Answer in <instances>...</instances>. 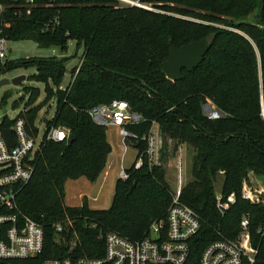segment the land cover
<instances>
[{"label": "trees", "instance_id": "trees-1", "mask_svg": "<svg viewBox=\"0 0 264 264\" xmlns=\"http://www.w3.org/2000/svg\"><path fill=\"white\" fill-rule=\"evenodd\" d=\"M146 2L163 13L121 7L117 0H57L53 8L41 3L30 16L5 20L11 27L3 36L10 42L33 41L42 49L56 47L65 53L74 41L76 54L82 48L83 55L79 73L74 77L77 66L65 89L61 85L71 57L0 61V77L19 68L35 69L30 80L45 86L47 98L38 106L40 90L25 88L26 107L17 118L25 120L28 133L38 135V114L55 98L56 112L46 123V133L67 128L74 135L72 141L44 139L33 162V176L17 194L19 218L43 226L42 252L0 264L98 258L104 254L108 233L141 241L152 223L166 218L172 189L165 169H150L147 160L142 169L129 170V180H117L108 210H92L86 198L80 207L66 204L68 181L96 182L106 173L113 147L108 129L96 125L89 111L115 100L129 103L145 119L128 127L138 136L132 146L139 152L147 149L142 139L150 134L153 122L175 143V150L179 145L193 150L192 179L180 200L197 213L202 230L191 243L188 264H200L209 243L236 239L245 215L258 264H264V204L241 197L243 181L250 180V174L264 179V0ZM167 2L175 6L160 5ZM2 24L0 17V28ZM213 34V45L193 71L184 70L176 82L166 77L162 65L169 57L170 41L180 48ZM207 101L222 114L220 119L204 114ZM12 124L8 117L3 119V127ZM220 181L224 198L236 195V204L225 216L216 209ZM68 221V231L58 235L54 225Z\"/></svg>", "mask_w": 264, "mask_h": 264}, {"label": "built area", "instance_id": "built-area-1", "mask_svg": "<svg viewBox=\"0 0 264 264\" xmlns=\"http://www.w3.org/2000/svg\"><path fill=\"white\" fill-rule=\"evenodd\" d=\"M121 7L144 9L151 12L163 13L147 3L146 0H117ZM41 3L47 8L57 5V0H0V61H8L7 37L3 36L4 29L11 24L5 20L9 17H25L32 15ZM199 22V21H198ZM57 23V19L54 20ZM221 29L227 27L216 25ZM47 26L45 30H48ZM79 64L74 77L79 73ZM204 114L211 120L220 119L219 113L210 101L203 106ZM93 122L108 130L115 129L120 139V157L118 180L127 181L131 177L129 170L138 171L143 168L145 160L150 169L155 166L164 168L165 159L172 157L177 171L176 187L172 189V200L166 218L152 223L145 238L133 242L122 235L110 232L104 237L105 251L98 258H79L64 260H48L43 264H188L191 255V243L202 230V222L197 213L182 204L180 198L185 187L183 180V147L175 150V143L167 139L159 125L153 122L150 134L142 140L147 142V149L139 152L132 146V140L138 136L129 131L128 127L139 125L145 119L133 111L129 103L115 100L108 105H100L89 111ZM8 117V116H5ZM0 118V261L20 260L37 257L43 250V226L28 217H20L17 210V194L19 189L27 184L33 176V162L40 150L44 139L46 141L64 142L70 140L71 132L67 128H52L43 136L37 145V137L31 136L24 119H10L13 124L3 127L5 118ZM10 129L16 142L10 147L3 131ZM172 148L170 149V147ZM187 146V145H186ZM188 147V146H187ZM167 148V150H165ZM189 148V147H188ZM130 152L135 155L126 161ZM164 153L168 154L165 158ZM165 169V168H164ZM241 197L252 204H264V188L253 187L250 180L243 181ZM236 204V195L224 198L216 195V209L225 216L226 212ZM70 221L54 225L58 235L68 231ZM264 231V228L261 231ZM258 250L253 246L250 234V219L248 215L242 218L240 232L236 239H219L209 243L203 250L200 264H258Z\"/></svg>", "mask_w": 264, "mask_h": 264}, {"label": "rangeland", "instance_id": "rangeland-1", "mask_svg": "<svg viewBox=\"0 0 264 264\" xmlns=\"http://www.w3.org/2000/svg\"><path fill=\"white\" fill-rule=\"evenodd\" d=\"M153 5V4H152ZM161 6L174 7L175 4L171 2L161 3ZM153 7H155L153 5ZM157 9V8H156ZM172 15V14H171ZM200 22V20H198ZM204 22V21H203ZM206 23V22H205ZM210 24V23H209ZM223 26V25H221ZM225 27V26H224ZM232 31L244 35L241 30H234L233 28L227 27ZM9 53L8 60H18L26 58H48V57H71V60L67 64V73L61 85V89H65L71 79L72 71L74 68L79 66L82 60L83 49L81 48L76 54V42L71 41L69 43V49L67 52L63 53L59 48L42 49L33 41H19V42H9L8 43ZM36 73L35 69H15L0 77V118L8 116L10 119H15L18 115L25 110L26 102L28 99V94L25 88H37L40 90V98L35 106L40 105L47 98V93L45 86L42 83H37L31 81V77ZM25 76L26 80L23 81L22 86H15L13 80L17 77ZM56 88H54V93ZM4 99V100H3ZM6 100V102H5ZM2 101L5 104H2ZM15 107V108H14ZM56 112V100L53 98L48 104H46L42 110L39 112L36 127L39 129V135L37 137L36 144L38 145L46 131V123L51 120ZM112 129L108 130L107 136L108 140L112 142L113 153L110 156L106 173L96 182H90L86 178H81L79 180H70L66 183V204L69 207H80L82 205L83 199L86 198L89 206L92 210H108L111 205L115 195V185L118 180V169H119V157L120 144L118 146V140L115 134L112 133ZM118 136V133H117ZM119 138V137H118ZM120 140V139H119ZM172 146L170 147V149ZM121 150V149H120ZM135 155L134 152H130L126 161V166H129L128 161L132 156ZM192 159L193 150L188 148L186 145L183 147V180L187 184L191 179V169H192ZM165 172L166 181L174 189L177 183V171L172 167L173 162L176 165V161H173L172 157L167 160L165 159ZM112 163V165H111ZM109 166L112 167L109 170ZM108 171V172H107ZM250 182L253 187L260 189L264 188V179L258 178L253 174H250ZM221 194V181L216 183V195Z\"/></svg>", "mask_w": 264, "mask_h": 264}, {"label": "water", "instance_id": "water-1", "mask_svg": "<svg viewBox=\"0 0 264 264\" xmlns=\"http://www.w3.org/2000/svg\"><path fill=\"white\" fill-rule=\"evenodd\" d=\"M216 39V35H210L205 40L193 41L188 45L180 48L176 47L173 41H170V54L168 59L163 63L162 68L169 80L173 82L180 81L183 78V71L191 72L205 58L211 46ZM25 76L17 77L13 80L15 86H22ZM264 116V110H263ZM4 137L10 147L16 144L12 131L6 129L3 131ZM74 140V135L70 136V141Z\"/></svg>", "mask_w": 264, "mask_h": 264}, {"label": "crops", "instance_id": "crops-1", "mask_svg": "<svg viewBox=\"0 0 264 264\" xmlns=\"http://www.w3.org/2000/svg\"><path fill=\"white\" fill-rule=\"evenodd\" d=\"M111 131H112L113 134L116 135L117 140H118V146H119L120 140H119V138H118V136H117V131H116L115 129H112ZM109 142H110V141H109ZM110 143H111V145H112V142H110ZM112 147H113V145H112ZM119 152H120V149H119L118 153H119ZM111 165H112V163H111ZM111 169H112V167L109 166V170H111ZM107 172H108V171H107ZM250 178H251V175H250Z\"/></svg>", "mask_w": 264, "mask_h": 264}]
</instances>
